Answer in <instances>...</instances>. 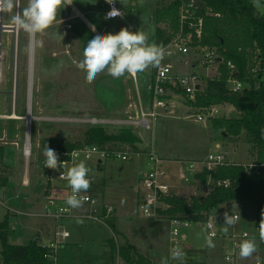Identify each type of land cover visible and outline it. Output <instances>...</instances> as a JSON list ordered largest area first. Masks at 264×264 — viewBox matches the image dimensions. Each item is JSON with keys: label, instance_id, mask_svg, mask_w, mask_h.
<instances>
[{"label": "rangeland", "instance_id": "obj_1", "mask_svg": "<svg viewBox=\"0 0 264 264\" xmlns=\"http://www.w3.org/2000/svg\"><path fill=\"white\" fill-rule=\"evenodd\" d=\"M70 1L92 7L94 15L97 17L100 15V11L106 7L103 0ZM115 1L119 4L121 0ZM124 3L126 7L125 5L123 8L119 6L125 13L124 17L114 21L107 20L109 26L115 29L116 33L124 27L131 31L140 29L148 33L150 43H156L157 28H162L167 35L172 30L170 25L164 23L158 25L154 20L157 6L163 7L167 3L166 0H124ZM25 6H27V0H20V7ZM68 8L65 6L61 9L52 28L44 34H37L34 38L31 93H29L31 53L27 51L29 36L24 31L20 32L15 113L17 116L26 117L29 99L32 100L30 119L32 124L29 139L32 150L27 166L31 186L24 188L20 182L25 169L22 146L29 136L27 123L24 120L0 119V149L4 152L0 156V194L2 197L0 224L6 218L8 219V242L15 246L28 245L37 242L39 238L40 244L49 246L51 242H55L57 228L64 227L70 237L65 241H60L61 244L58 245L57 253L54 255L56 263L66 258L65 264H122V260L117 257L118 254L111 252V241H114L117 246H123L126 243L133 244L142 254L159 264H161L162 258H169V262H172L170 259L171 223L169 220L144 217L139 209L138 196L133 190L147 168L143 165L141 155L127 162L104 160L102 171L96 167L93 175L99 184L102 182L100 187L105 184L103 180L107 182L108 189L105 194L115 201L116 211L110 220L105 221L107 225L103 224L104 222L90 220H84L82 225H78L79 221L75 219L69 220L68 218L57 223L44 216L46 207L44 174L46 176V173L43 171L42 162L45 159L43 155L45 147L81 142L85 131L93 127H102L109 134H119L122 129H130L140 139V143L136 145L137 149H134L132 145L125 144L123 146L119 143H109L103 146L126 147L135 153L141 152V154L153 151L160 158L197 157L205 160L210 154L217 155L221 152L226 156L227 162L243 164L246 167L259 165L257 151L253 149L252 144L246 140L245 136L233 138L230 143H225L224 149H217V142L224 140L222 138L224 129L213 128L215 127L214 120L240 118L238 111L230 104L218 107V117H207L206 121L198 123L191 117L186 119L185 109L192 110L194 114L199 112V110L191 108L190 98L181 95L178 98L173 96V109L167 114L163 110H158L159 116L150 118L152 128L145 130L134 126V122L140 119V113L139 115L137 112L124 114L117 109L123 105L125 97V89H119L118 101L113 103L115 109L111 108L114 111L107 108L109 111L105 112L106 104L99 102V98L101 96L108 98L106 90L115 88L114 82H117V78L111 77L105 70L99 73L95 80L88 83L85 79L86 73L76 67L74 61L79 62L83 59V50L87 42L91 40V36L82 34L78 29V23L64 21L69 13L71 14ZM261 11L264 13V8ZM14 14L15 9L12 13H4L3 20L6 25H12L10 17ZM65 27L66 29H64ZM13 37V34L7 32L2 35L6 81L0 94L1 115L13 114L12 68L16 59ZM199 58V54L192 57H166L163 64L171 67L174 74L191 75L200 73L199 67L192 66L200 63ZM180 60H183V65L179 63ZM57 65L61 66L57 68ZM157 68L149 67L143 72L141 78L139 74L132 78L134 84L138 81V86L143 89L144 95L149 101ZM214 68L211 66L208 69H202L201 73L209 75V79L202 80L203 92L200 91V93L204 94L206 91L209 82L207 80L217 75ZM126 75H124L125 78ZM118 79L121 80V77ZM178 105L181 107L178 108ZM138 107H140L139 102ZM192 136L195 140L194 144L190 143ZM259 168L261 167H257V170ZM192 173L193 171L191 172L188 168L184 169L186 177L192 178ZM55 179L60 185L62 184L58 178ZM209 186L212 188L213 182H210ZM205 187L202 184L194 189L181 187L180 195L189 196L195 193L196 196H202L206 193ZM91 195L96 197L93 192ZM96 199L98 200V197ZM83 205L82 209H85L86 206L91 207L87 204ZM83 211L81 210L82 213ZM92 211L93 209L87 215L92 214ZM225 212L240 215L239 233H247L249 239H254L257 245V254L254 253L248 258H241L238 254L236 264L239 262L241 264H256L257 262L264 264V242L258 238V232L253 225L256 205L247 203L231 209L225 205H219L211 211L210 218L214 220L220 235H226L220 228L221 221L224 223ZM181 232L185 233L188 238L184 245L186 254L184 261L186 262L222 264L224 256L230 251L229 242L221 238L213 239L215 247H208L207 232L204 228H199L197 224H191L188 229L181 228ZM221 241L222 247H217ZM68 242H72L74 247L62 251L61 249L69 245ZM0 250H2L1 240Z\"/></svg>", "mask_w": 264, "mask_h": 264}, {"label": "trees", "instance_id": "obj_2", "mask_svg": "<svg viewBox=\"0 0 264 264\" xmlns=\"http://www.w3.org/2000/svg\"><path fill=\"white\" fill-rule=\"evenodd\" d=\"M213 13L219 16L206 17L203 45L216 48L221 58L231 61L238 69V77L246 75L249 61L259 57L262 64L258 84L251 81V88L242 93H232L227 86L228 71L222 66L223 80H210L206 91L198 93L196 101H190L192 107L207 108L230 104L239 113L240 118L234 120H214L216 128H223L222 138L229 140L245 136L257 151V162L261 167L259 174L249 171L243 164L234 162L218 166L212 170L205 169L197 174L203 186L211 178L214 188L204 196H173L166 199L169 208L160 212L158 219L171 221L178 218L193 223L207 222L209 214L219 205L228 209L236 205L253 203L256 205V215L253 225L259 236V223L264 212V13L254 5V0H200ZM179 1L158 7L155 17L156 24L170 25L172 30L177 29ZM169 36L162 28H157L156 44L165 46ZM157 67H155L156 69ZM175 94H182L179 88H174ZM112 144L136 145L140 139L130 129H122L119 134H109L102 127H93L85 131L83 140L75 144L66 143L68 147H77L81 144ZM0 149V156L3 155ZM219 182L229 183L228 187ZM8 219L0 224V240L2 250L1 264H54L53 258H46L50 253L48 247L37 242L28 245H11L8 242ZM112 254L117 253L124 264H157L142 255L131 245L117 246L111 241Z\"/></svg>", "mask_w": 264, "mask_h": 264}, {"label": "built area", "instance_id": "obj_3", "mask_svg": "<svg viewBox=\"0 0 264 264\" xmlns=\"http://www.w3.org/2000/svg\"><path fill=\"white\" fill-rule=\"evenodd\" d=\"M176 1V0H174ZM179 1V10L178 11V25L177 29L170 30L168 32L169 41L163 47L165 50V56L168 58L172 57H186V56H193V55H200L199 61L200 63L198 66L202 68H210L215 67L217 75L211 78L210 80H223V70L222 66L228 71V78L226 80L228 89L232 93H242L245 90L251 88V81H254L258 84L260 76V72H262V64L261 59L259 57H254L252 60L249 61L247 66L246 75L243 79L238 77V69L234 63L231 61H225L221 58L219 51L216 48H211L209 46L203 45V39L205 34V19L206 17H213L219 16L213 13L211 9H209L205 4H203L200 0H177ZM260 3L264 5V0H259ZM112 7H115L121 10L117 3L114 4L108 3V11L111 10ZM4 13H0V36L2 40L3 33L7 32L13 34V41L15 44V60L14 65L12 68V112L15 114L16 110V90H17V76H18V49H19V42H20V32L22 30H17L13 25L9 26L4 23L3 20ZM120 17L112 18L109 20H116ZM35 38V37H34ZM34 38L32 40V46L34 48ZM3 41V40H2ZM0 41V94L3 89V86L6 81V75L4 72V58L5 55L2 51L3 43ZM161 61L160 65L157 68L155 81L152 87V104H151V111L144 112L141 110L139 115V120L134 122V126L138 129H145L150 130L152 128V121L150 118H155L158 115V110H163L165 113H168V100L171 98L170 93L175 94L173 91L174 88H179L182 91V95L190 98L191 101L194 102L198 93L201 91V81L202 77L199 73H193L192 75L187 76H180L176 77L173 75L171 67L164 65L163 61ZM220 60V61H218ZM197 61V60H196ZM32 74V75H31ZM30 76L33 77V68L32 73ZM32 77L29 82V86L32 83ZM30 79V77H29ZM209 79V78H208ZM210 80H207L210 82ZM178 96V95H177ZM170 97V98H169ZM219 106H211L207 108H200L197 109L196 107H191L193 109L199 110V112L190 113L191 118L195 119L196 122H204L207 117L215 118L219 115ZM32 110V100L29 99V103L27 105V115L26 117H22L18 120H24L27 123V128L30 130L32 121L31 119V111ZM205 111V112H202ZM30 118L28 119V117ZM0 119H11L10 115H1ZM28 134V133H27ZM17 147L19 144H16ZM23 147V155L26 159H30L31 157V147L29 142V136H27L25 144ZM54 149L59 157L60 162H65L64 167L58 170H53L44 167V172L46 173V179L49 183L54 182L58 178V180L64 182L65 188L67 191V195L71 194V189L67 185V181L61 180L59 178L62 171H66L67 168L73 166V163H78L79 160L83 159L86 162L87 167L90 169L89 179L91 181V187L95 184V177L94 171L96 167L98 170L103 165L104 160H115L121 162L131 161L134 157L144 155V158L147 161V169L145 174L142 177L141 184L137 188V193L139 195V209L144 217L151 218V219H158L160 212H163L169 208V205L166 199L170 197L179 196L180 193L175 192L172 185V175L169 172V168L166 166V162L159 158L153 151L147 152L145 154L135 153L134 151L126 148V147H105L103 145L98 144H81L77 147H68L65 144H58L56 146L50 147ZM78 153V156L73 159L72 153ZM45 161V159H44ZM43 161V164H44ZM226 156L223 154L211 155L208 157L207 160L202 162H189L187 163V168L193 173L191 174L192 179H195L196 173H200L205 169L212 170L218 166H223L227 164ZM249 171H253L256 174H259V169L257 167L259 165H250L246 166ZM201 168L200 172L197 170ZM197 176V175H196ZM181 181L185 185H190V178L182 175L180 177ZM199 180V179H198ZM212 182L211 178L208 179L206 187V193L204 196L208 195L212 192L214 186L212 188L209 186V183ZM214 184V183H213ZM200 185V184H199ZM218 186L224 185L228 187L229 183L227 182H219ZM90 187V188H91ZM89 188V189H90ZM195 194V193H194ZM81 196L87 197L84 204H87L92 207L93 211L90 215H84L81 217L82 220H90L92 222H99L105 223L106 220H110L114 214V207L112 206H101L99 201L94 198L90 193L89 190L87 192H81ZM67 196V197H68ZM0 194V202L2 201ZM61 209H66L65 211H61ZM45 217L53 219L57 223L70 218L73 216V209L69 208V206L64 204H58L55 202L54 199L49 198L48 203L45 207ZM239 221V220H238ZM237 221V223H238ZM172 229H171V248L173 247H180L184 253V245L187 242V235L181 232V228L188 229L190 228L191 224H197L199 228H204L207 232V236L209 234H214L213 239H224L226 242H229L230 251L226 253L225 258L223 259V264H236V256L239 254V244L244 239H249V235L247 233L240 234L239 232L229 234V235H220L218 227L216 226L213 219L209 218L207 222H197L193 223L187 220H180L178 218L172 219L170 221ZM107 225V224H106ZM70 234L65 230L64 227L57 228L55 232V242H51L48 246L50 253L46 256V258H53L57 250L60 241L67 240ZM171 264H180L179 261H173ZM183 264H208V263H201V262H183ZM256 264H263L261 262H257Z\"/></svg>", "mask_w": 264, "mask_h": 264}, {"label": "clouds", "instance_id": "obj_4", "mask_svg": "<svg viewBox=\"0 0 264 264\" xmlns=\"http://www.w3.org/2000/svg\"><path fill=\"white\" fill-rule=\"evenodd\" d=\"M66 0H27V6L21 8L20 0H0V13H12L10 23L17 29L22 30L29 36L27 51L32 52V40L37 34H44L52 28L57 20V15L65 7ZM109 4H114L115 0H106ZM121 3L125 5L124 0ZM72 2L67 3V5ZM125 15L121 10L112 7L106 13L105 19L116 17L123 18ZM93 31L95 27L93 26ZM57 34V33H56ZM58 35V34H57ZM165 50L163 46L155 42H149V35L142 30L131 31L129 28H121L117 33L97 34L86 44L83 50V59L75 62L76 67L86 73L85 79L91 83L101 72L107 71L113 78H119L125 74L137 75L145 72L149 67H158L164 59ZM61 65H57L59 68ZM45 156L44 167L58 170L64 167L65 162H60L54 149L48 147L44 149ZM73 159L78 153H72ZM90 169L85 160L81 159L78 163L62 171L59 178L67 181L71 194L67 197L65 203L72 209L81 208L87 197L80 193L87 192L91 187V181L88 178ZM237 207V205L235 204ZM66 209H61L65 211ZM259 223L260 240L264 242V212ZM240 215L224 213V225L222 231L227 234L229 227L233 226L240 219ZM214 234L206 237L207 246L215 247L213 242ZM257 251V245L254 239H244L239 244V256L241 258L251 257ZM170 259L179 261L183 264L184 253L180 247L170 249ZM161 264H169V258H162Z\"/></svg>", "mask_w": 264, "mask_h": 264}, {"label": "crops", "instance_id": "obj_5", "mask_svg": "<svg viewBox=\"0 0 264 264\" xmlns=\"http://www.w3.org/2000/svg\"><path fill=\"white\" fill-rule=\"evenodd\" d=\"M104 3L106 4V7L108 8V3L106 2V0H103ZM171 1L173 0H166V4H169ZM69 2V0H66L65 2V6L69 7L68 9L71 11V14L69 13L68 17L66 19H64V21L66 23H69V22H75L79 24V27L78 29L81 30L82 34H85V35H88V37H90L91 39L97 35V34H107V33H116L114 30L115 29H112V27L109 26V24L107 23V20L108 21H114V20H109V19H105V15L108 11V9L106 10V7H104L105 9H103L102 11H100V15L97 17L94 15V9L92 7H89V6H83V5H80V3H72L70 5H67V3ZM71 2V1H70ZM116 2V1H115ZM262 4V3H261ZM118 7L120 6L121 8H123L124 4L121 3V1H119V4H117ZM158 5H159V1H158ZM119 7V8H120ZM159 6H157V9H158ZM120 8V9H121ZM262 8H264V5L262 6ZM261 8V9H262ZM157 9H156V12H157ZM123 9H121L122 11ZM68 12V11H67ZM123 12V11H122ZM156 12H155V17H156ZM118 20V19H116ZM155 20V19H154ZM66 26V25H65ZM93 26L95 27V31H93ZM68 28V26H67ZM66 29V27L64 28ZM68 33V32H67ZM186 57H192L191 56H186ZM190 61V60H189ZM191 62V61H190ZM181 65H183V60H180L179 62ZM194 68L195 67H199V71H200V75L202 77V80L205 81L209 75H204L201 73L202 71V67L198 66L197 64H193L192 65ZM143 73H139V77L141 78V75ZM126 75V74H125ZM174 76L176 77H180V76H187V75H177V74H174ZM192 75V74H191ZM127 77L125 78L124 76H121V80L117 78V82H114V85H115V88L111 89V90H106L107 92V97H104V96H101L99 98V102L101 103H105L106 104V109H105V112L106 111H109L108 109H115V107L113 106V103H116L118 100H117V97L118 96V90L120 89H125V97H124V100H123V105H121L119 108H117L118 110H120L121 112H124L127 113V114H131V113H134V112H137V114L139 115V113L142 111L144 112H150L151 111V104H152V88H151V93H150V101L146 99L145 95H144V91L143 89L140 88V86H138V81H136V83L134 84V82L132 81V78L135 77L133 75H129L127 74L126 75ZM204 76H205V79H204ZM202 82V81H201ZM136 87V88H135ZM139 87V88H138ZM152 87H153V84H152ZM201 91L203 90L202 88V83H201ZM114 90V91H113ZM121 92V91H120ZM203 92V91H202ZM170 99L168 100V104H169V108H168V113L170 112L171 109H173L174 106H172V103H173V96L175 97H179L180 95L183 96L182 94H173V93H170ZM99 97V96H98ZM138 97V98H136ZM101 100V101H100ZM138 102L140 103V107H138ZM179 106V105H178ZM177 106V107H178ZM172 107V108H171ZM181 106H179L178 108H180ZM108 108V109H107ZM113 109L112 112L114 111ZM116 109V110H117ZM192 112V110H187L185 109V115H186V119L187 118H190V113ZM167 114V113H166ZM15 116H16V113H15ZM23 116H19L18 119H21ZM18 119H13L12 120H18ZM20 121V120H19ZM199 123V122H198ZM213 128H216V127H213ZM31 129V128H30ZM216 129H220V128H216ZM30 131L29 130V139H30ZM187 135V133H186ZM195 140L193 138V136L190 138V143L194 144ZM231 141L229 140H220L219 142H217L218 144H216V147L218 150H221V149H224V145L225 143H230ZM30 146H31V140H30ZM31 150H32V147H31ZM23 154V153H22ZM221 154V152H220ZM24 157V155H23ZM159 157V156H158ZM160 158V157H159ZM162 160H164L166 162V166L169 168V172L171 173L172 175V185L175 192H178V193H181V187H191L194 189V187L198 186L199 184H202V182L200 180L197 179L196 175H195V179L193 178H190V182L191 184L190 185H185L180 177L182 175H184V169L187 168V163L189 162H202V161H205L203 159H199L197 157H194V158H187V159H180L179 157L178 158H174V157H164V158H161ZM24 160H25V169H24V173H23V176H22V180L20 181L21 182V186L24 187V188H29L31 186V181L29 179V171L27 169V166H28V160L30 159H26L24 157ZM43 161V160H42ZM142 162H143V165L145 167H147V161L146 159L144 158V155L142 156ZM43 164V162H42ZM44 165V164H43ZM42 165V167H43ZM185 167V168H184ZM103 166L100 167V171H102L103 169ZM148 168V167H147ZM146 168V169H147ZM189 169V168H188ZM44 171V169H43ZM201 171V168H199L197 170V172H200ZM146 172V171H145ZM145 172L142 174L141 178L138 180V182L136 183L137 185H135L133 188L135 194H137L138 196V203H139V195L137 193V188L139 187V185L141 184V181H142V177L143 175L145 174ZM45 173V172H44ZM199 174V173H198ZM44 177H45V188H44V198L46 199V205L48 203V200L49 198H52L55 200L56 203L58 204H64L66 199H67V191H66V188H65V184L64 182L60 181L59 182H62V184L60 185L56 180L52 183H49L46 179V176L44 174ZM95 184L89 189V193L92 191L93 192V195H95L96 197L94 198H97L98 197V200H99V204L101 206H105V205H108V206H112L114 207V210L116 211V206H115V201H113L112 199H110L109 197L106 196V191L108 189V184L105 180H103V182L105 183L104 185H102L100 187V185L102 184H99V182L97 181V178H95ZM179 180V182L176 183V181ZM58 183V184H57ZM203 185V184H202ZM1 188V187H0ZM91 192V193H92ZM95 192V193H94ZM90 193V194H91ZM84 206V205H83ZM91 208V207H90ZM89 207H85V209H82L81 208H78V209H73V216L69 218V220H78L79 223L78 225H82L83 221L81 219L82 216H84L85 214L87 215V213H90L91 212V209ZM81 210H84L83 213L81 212ZM114 211V212H115ZM81 212V213H80ZM84 214V215H83ZM211 215V214H210ZM68 219V218H67ZM170 222V221H169ZM220 223V222H219ZM104 224V223H103ZM238 223H236L235 225L233 226H230L229 227V230L227 232L226 235H229V234H233V233H236V232H239L240 231V227L241 225H238ZM223 227H225L224 223L221 221L220 223V228L223 229ZM171 235V233H170ZM226 241V240H225ZM39 242L38 244L41 245V246H45V247H48V244H40V238L38 239ZM170 242H171V238H170ZM68 246L61 249L62 251H65L66 249H68L69 247H74L73 243L72 242H68ZM127 244H130V243H126L125 245ZM133 245V244H131ZM222 241L219 243V245L217 247H222ZM111 246V245H110ZM124 246V245H123ZM135 246V245H133ZM136 247V246H135ZM137 248V247H136ZM138 249V248H137ZM1 252V250H0ZM139 252L141 253V251L139 250ZM142 254V253H141ZM255 254H257L255 252ZM144 255V254H142ZM145 256V255H144ZM119 258V256H117ZM146 257V256H145ZM148 258V257H146ZM120 259V258H119ZM149 260H151L152 262L154 263H157L156 261L148 258ZM196 260V259H195ZM66 258L62 261H58V263L55 262V258H54V264H65L66 262ZM186 262V261H184ZM189 262H199V261H189ZM2 263V257L0 255V264ZM172 262L170 261L169 264H171ZM211 263V262H210ZM122 264L123 261H122ZM159 264V263H157ZM213 264V263H211ZM222 264H223V261H222ZM239 264H241L239 262Z\"/></svg>", "mask_w": 264, "mask_h": 264}, {"label": "bare ground", "instance_id": "obj_6", "mask_svg": "<svg viewBox=\"0 0 264 264\" xmlns=\"http://www.w3.org/2000/svg\"><path fill=\"white\" fill-rule=\"evenodd\" d=\"M32 68H33V50H32V52H31V64H30V73H32ZM32 75V74H31ZM32 77V76H31ZM31 77H30V79H29V82H30V80H31ZM32 82V81H31ZM31 88H32V83L30 84V86H29V93H31ZM11 116V119L13 118V119H17L19 116H15V114L13 113V114H11L10 115ZM28 118H30V116L28 117Z\"/></svg>", "mask_w": 264, "mask_h": 264}, {"label": "water", "instance_id": "obj_7", "mask_svg": "<svg viewBox=\"0 0 264 264\" xmlns=\"http://www.w3.org/2000/svg\"><path fill=\"white\" fill-rule=\"evenodd\" d=\"M254 5H255L258 9H261L262 6H263V4H261V3L259 2V0H254ZM0 41H2V40H1V36H0ZM0 54H1V49H0ZM218 61H220V60H218Z\"/></svg>", "mask_w": 264, "mask_h": 264}]
</instances>
